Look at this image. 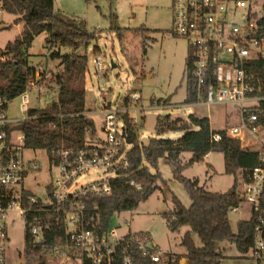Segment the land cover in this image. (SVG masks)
Instances as JSON below:
<instances>
[{
  "label": "built area",
  "instance_id": "1",
  "mask_svg": "<svg viewBox=\"0 0 264 264\" xmlns=\"http://www.w3.org/2000/svg\"><path fill=\"white\" fill-rule=\"evenodd\" d=\"M171 8L172 35L187 42L188 60H192L194 100L185 104L232 106L238 117L236 125L222 131L202 132L196 128L197 140L217 144L236 140L242 150L258 154L260 164L241 172L240 193L241 205L250 206L246 222L254 223L251 252L259 264H264V37L258 26L262 11L254 12L245 1L227 0H172ZM92 62L102 80L107 65L98 56ZM42 87L36 78L32 79L18 97L23 118L10 116L12 100L0 97V264H9V225L16 222L9 221L11 215L25 224V244L29 237L34 246L43 245L48 234L55 233L56 243L47 246L45 252L55 253L65 264H110L116 257H121L123 264H135L136 256L155 264L175 261L176 256L152 244L149 235L123 233L121 227L111 224L103 230L99 216L90 214L87 205L91 198L110 196L113 181L130 173V149L123 138L124 132L129 135L124 116L135 128L137 122L131 113L146 111L140 106V94L129 96L133 104L129 108L123 98L116 104L103 99L96 114L103 121L104 140L97 135L87 146L62 147L47 154L58 175L48 198L42 199L25 185L29 173L39 171L41 166L26 159L24 129H14L30 120L34 94L39 101L58 98L54 88L40 95ZM202 134L208 137L202 139ZM93 171L98 172L95 181L79 183ZM131 185L135 186L133 182ZM239 208L230 212H238Z\"/></svg>",
  "mask_w": 264,
  "mask_h": 264
},
{
  "label": "rangeland",
  "instance_id": "2",
  "mask_svg": "<svg viewBox=\"0 0 264 264\" xmlns=\"http://www.w3.org/2000/svg\"><path fill=\"white\" fill-rule=\"evenodd\" d=\"M229 2L245 1L252 6L254 12L261 11L264 0H227ZM56 13L66 22L83 28L91 34L87 47L81 46L74 49L62 46L59 42H47L49 35L42 33L37 36L32 47L26 52L25 59L30 66L37 70L36 82L42 84L40 95L52 88L58 92L55 77L63 69L60 60L53 59V54H73L87 56L89 61L88 72L84 81L86 87V108L90 111L87 117L94 121L97 138L105 139L102 132V118L99 112L103 99L116 104L129 92L139 93L141 105L146 111L142 114L131 113L132 119L137 122L135 134L139 141L145 145L153 138L177 140L196 131L191 122V116L199 119H209L213 131H222L238 123L236 111L232 106L203 107L188 106V81L186 62L189 47L186 41L172 35V0H54ZM116 17V19H114ZM17 16L0 11V50L4 51L9 43L15 42L23 31L24 24L16 23ZM56 31L62 32L61 22L56 25ZM143 29L148 38L144 40L148 45V53H143V38L137 35L136 30ZM123 30L125 38L123 44L117 33ZM144 42V43H145ZM98 56L107 65L101 80L93 65V58ZM115 65L116 67H113ZM32 80V79H30ZM5 81L0 79V84ZM79 80H75L74 84ZM100 83L103 88H100ZM103 91V92H102ZM32 108L47 109L54 101L42 98L39 101L34 94ZM39 95V96H40ZM40 98V97H39ZM170 98V101L167 100ZM57 99V98H56ZM21 101L16 98L10 104V116L23 118L20 111ZM170 116L178 121L176 130L163 136L156 133V123L159 117ZM179 126L187 129L179 130ZM132 145H128L131 149ZM193 155L184 153L181 156L182 164L190 163ZM202 162H196L185 167L183 177L197 180L200 186L212 193L225 194L238 182L239 191L243 181L242 174L234 177L225 173L224 156L220 152H211ZM26 159L40 164L39 171L30 172L26 180V187L37 197L48 198L52 183L58 175V169L51 163L49 156L44 151L26 152ZM160 173L166 182L160 184V189L148 201L132 211L115 214L111 225L121 227L122 232L144 233L149 235L152 244L158 245L166 253L178 257L186 253L181 245L182 238L189 231L188 227L182 228L177 233H172L164 219L165 214H170L174 208V197L185 207L192 205L191 197L185 186L176 178L170 165L163 161L160 163ZM98 172L80 179V184H87L97 179ZM250 217V206L240 205L238 212H230L229 218L233 231L236 233L238 224L247 221ZM16 222L9 225L11 243L8 245L9 264H24L26 255L25 224L11 215L9 221ZM129 224V226H127ZM196 247H202V241L196 234H192ZM219 250L224 255L222 264H259L254 259L252 252L242 255L234 244L221 242ZM49 264H65L58 259L55 253L46 256ZM181 264H187L186 259H181Z\"/></svg>",
  "mask_w": 264,
  "mask_h": 264
},
{
  "label": "trees",
  "instance_id": "3",
  "mask_svg": "<svg viewBox=\"0 0 264 264\" xmlns=\"http://www.w3.org/2000/svg\"><path fill=\"white\" fill-rule=\"evenodd\" d=\"M0 11L17 16L16 23H23L20 36L9 43L4 51L0 50V97L8 100L18 98L27 88L30 79H35L37 70L25 59L26 52L32 47L37 36L42 33L49 35L47 42L60 43L78 49L87 47L91 34L73 23L62 20L55 11L54 0H0ZM262 17L258 21L260 35L264 37V3ZM116 19V17L114 18ZM61 22L63 31H56L55 25ZM119 30L117 36L123 44L125 38ZM144 40L148 38L143 29L136 30ZM145 42V41H144ZM143 42V53L147 55L148 45ZM53 59L60 60L63 71L55 77L59 87L58 98L47 109L31 108L28 112L30 120H26L24 133L27 150L44 151L48 155L59 148H81L93 143L96 134L94 121L87 117L90 111L86 108L85 79L89 61L87 56L73 54H53ZM192 60L186 62L188 81V96L186 102L193 98V83L191 81ZM264 71V68H263ZM79 80L78 84H74ZM130 92L123 97L125 107H131ZM126 130L131 135L132 147L129 153L131 162L130 173L113 181V192L110 196L91 198L87 201L90 214L99 216L100 225L107 230L115 214L137 209L141 203L148 201L160 189V184L166 182L160 173V163L170 165L176 178L187 189L192 205L185 208L174 197L175 208L164 219L172 233L188 227L189 231L182 238L181 245L186 253L170 264H181L186 259L187 264H222L223 253L218 244L230 242L238 252L247 255L254 245V223L240 222L235 233L232 229L229 213L241 205V193L238 182L225 194L212 193L200 186L197 180L183 177L185 167L202 162L211 152H220L224 156L225 173L237 177L242 171H247L260 164L258 154L244 151L236 140H225L222 143H202L197 140L195 132L180 139L153 138L147 145L141 143L134 133L131 119L124 116ZM191 122L202 132L211 131L209 119H199L191 116ZM178 126V121L170 116L157 119L156 133L163 136ZM179 126V130L187 129ZM208 135H201L206 139ZM184 153L193 155L190 163L183 165L181 156ZM135 186H132L131 183ZM30 194V193H29ZM196 233L202 247H196L192 234ZM56 234H48V241L43 245L34 246L32 239L26 241V264H49L46 260V247L56 243ZM135 264H155L147 258L136 256ZM110 264H123L121 257H116Z\"/></svg>",
  "mask_w": 264,
  "mask_h": 264
},
{
  "label": "water",
  "instance_id": "4",
  "mask_svg": "<svg viewBox=\"0 0 264 264\" xmlns=\"http://www.w3.org/2000/svg\"><path fill=\"white\" fill-rule=\"evenodd\" d=\"M113 67H116L115 65H113ZM170 101V98L167 100V102ZM14 129L16 130H23L24 129V125H19L17 127H15ZM177 128H173V130H176ZM123 138H125L127 144L132 145V140L131 137L129 135H127L125 132L123 133ZM197 162V160H196Z\"/></svg>",
  "mask_w": 264,
  "mask_h": 264
},
{
  "label": "crops",
  "instance_id": "5",
  "mask_svg": "<svg viewBox=\"0 0 264 264\" xmlns=\"http://www.w3.org/2000/svg\"><path fill=\"white\" fill-rule=\"evenodd\" d=\"M262 11V10H261ZM208 158V157H207ZM184 255V254H183Z\"/></svg>",
  "mask_w": 264,
  "mask_h": 264
}]
</instances>
